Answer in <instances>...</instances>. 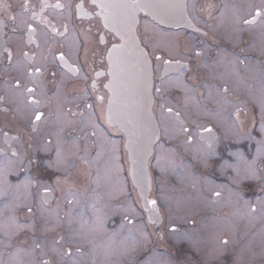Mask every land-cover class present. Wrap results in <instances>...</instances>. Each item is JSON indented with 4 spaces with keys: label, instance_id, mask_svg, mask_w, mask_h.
Masks as SVG:
<instances>
[{
    "label": "flooded vegetation",
    "instance_id": "flooded-vegetation-1",
    "mask_svg": "<svg viewBox=\"0 0 264 264\" xmlns=\"http://www.w3.org/2000/svg\"><path fill=\"white\" fill-rule=\"evenodd\" d=\"M109 12L102 0H0V164L15 169L7 173V180L13 187L23 185L27 178H32L30 192L37 197L34 204L26 208L20 206L16 210L18 225L23 226L25 219L20 212L39 214L40 211L58 210L65 215L67 213L65 217L70 219L73 212L84 210L81 206H72L71 198L67 199L66 196L68 190L78 191L70 184L75 177L72 172L75 174L76 170L72 164L76 166L82 158L86 165L84 194L93 184L89 183L87 165L98 160L100 134L118 141L122 172L136 207L137 191L129 176L128 153L120 132L108 125L106 116L110 95L106 88L107 53L112 45L120 42L118 36L105 25ZM187 15L188 27H167L153 21L166 33L181 32L177 42L179 53L172 55L165 47H155L149 41L145 21L151 17L140 13L137 33L152 58L154 68L153 110L160 126L162 110L175 117L181 125L182 132L177 134L180 139L175 150L181 156L182 165H192L194 159L198 165H204L214 159L211 163L212 170H215L212 177L219 179L222 176L224 183H228L235 178L236 172L228 164L237 162V158L230 157L229 153L220 155L222 152L219 149L217 156L207 157V161H204V157L196 159V155L189 156L193 150L187 147L197 142L214 147L215 143L210 144L202 138L204 133L201 131L211 126L219 138L223 137L226 130L213 115L220 113L223 107L226 109L227 102L236 105L232 109V116L238 124L237 144H233V138L227 136V139L223 137L225 141L228 140L227 149L220 145L217 148L230 153L232 149L234 152L244 150L241 153L244 161L254 162L258 172L261 170L260 176L245 178V182L248 178L256 180L246 183L249 186L245 194L252 198L259 196L263 193L260 183L264 187V160L256 157L255 152L262 143L259 127L263 123L264 107L259 97L262 99L263 94L255 84L254 75L245 67L250 59L264 65L262 38L257 30L264 22V0H253L252 3H248V0H187ZM250 35L258 38L257 42L255 39L251 41V44L256 43L255 48L249 47ZM232 36H239V41L235 42ZM157 41L159 38H156ZM166 61L177 63L174 68H165ZM225 62L232 64V68H227ZM228 75L229 78H226ZM175 78L180 79L181 86L170 85ZM190 97H194L195 104H190ZM201 109L204 110L202 114ZM249 111L256 115V126H259L248 137L254 144L251 152L242 147L245 140H240V136L247 133L238 118ZM37 114L41 116L39 120L36 119ZM70 121L75 122L69 125ZM63 126L65 128L62 129ZM161 136L159 142L164 143ZM77 146L79 151L72 156V148L76 149ZM226 163L230 174L224 173L226 168L223 165L226 166ZM66 164L71 166L63 169L62 166ZM150 168L153 173V160ZM221 169L224 174L219 172ZM69 170H72L71 173H67ZM201 175L209 177L210 173L202 172ZM154 178L156 180V176H152L150 197L156 198L160 204L156 209L158 215L153 218V214L150 215L153 210L150 209L148 213V204V212L143 204L142 209L145 210L148 230L151 233L160 231L164 239L169 221L161 214L163 205L158 194L154 195L158 188ZM47 181L49 185L52 183L50 187L48 184L45 185L47 187L38 185ZM240 181V190L244 194L245 184L243 179ZM46 190L51 192L47 193ZM218 193L221 195V192ZM44 195H51L47 203ZM151 224L154 226L151 227ZM171 227L179 228L178 225ZM23 229L12 236L4 251L13 253L25 248ZM148 246L152 249L151 244ZM67 251L70 256L71 248H67ZM58 255L53 253L45 258L40 255V258L45 264H56L52 260L53 257L57 259ZM251 258L246 255L243 264L249 263ZM227 259L235 264V253L232 251ZM1 260L4 261L3 258ZM37 264H40V259Z\"/></svg>",
    "mask_w": 264,
    "mask_h": 264
},
{
    "label": "rangeland",
    "instance_id": "rangeland-1",
    "mask_svg": "<svg viewBox=\"0 0 264 264\" xmlns=\"http://www.w3.org/2000/svg\"><path fill=\"white\" fill-rule=\"evenodd\" d=\"M252 1L248 0V3ZM153 21L152 19L145 21L149 41L155 47H165L172 55H177L179 53L178 36L181 32L166 33ZM257 30L261 35L264 50V22L257 27ZM156 38H159V41L156 42ZM232 39L238 42L239 36L237 38L232 36ZM254 39L257 42V37L249 36L250 48L257 47L256 43L251 44ZM249 61L245 70L254 75L259 92L264 94V65L259 64L258 60L251 61L250 59ZM224 64L227 68H232V64L227 65V62ZM226 78H229V75ZM171 83V86H181L178 78L173 79ZM246 87L245 85L244 88ZM189 100L190 104H195L194 97H190ZM259 101L264 107V101L260 97ZM227 104L226 109L223 107L220 113L213 116L226 130L223 137L225 139L227 136L231 137L233 144H237L238 124L232 116V109L236 105L229 102ZM162 111L160 123L163 132L160 124L159 126L160 136L163 133L161 138L165 141L164 143L159 142L156 146L153 172L158 186L157 193L154 195L158 194L163 205L161 214L163 217H168L169 221V228L166 229L164 239L160 231L151 233L148 230L147 217L144 208L142 209L138 192L136 207L133 204L124 172H122L123 165L119 160L118 141L107 138L106 134H100L99 155L96 157L98 160L95 159L87 165L89 183L93 184L84 194L82 191L86 187L84 186L86 165L83 164L82 158L76 166L72 164L76 170L75 174L72 172L75 177L70 184L78 191L68 190L66 196L67 199L71 198L72 206H81L84 210L73 212L70 219L65 217L67 213L65 215L58 210L40 211L39 214L20 212L19 214H22L25 219L23 226L18 225L15 219L16 210L20 206L26 208L37 200V197H33L30 192L32 178L24 181L27 183L26 190L21 192L23 185L13 187L7 180V173L15 169L7 164L4 167L0 164V200H3L0 202V234L2 235L0 236V257L4 259V261L0 259V264L4 262L6 264H37L39 259L40 264H45L40 255L45 258L53 253H59L57 259L53 257L52 260L56 261V264H233L227 259L232 251L235 253V264H243L246 255L252 258L249 263L245 262V264H264V195H262L264 187L260 183V191L263 193L254 198L245 194L248 192L249 185L247 184L256 182L255 179L249 178L245 182V178H256L261 175V170L258 172L254 162L244 161L241 154L243 149L237 152L232 149L230 153V151L217 148L220 145L227 149L228 140L225 141L221 136L212 148L201 142L190 144L187 149L193 152L189 156L196 155V159L204 157L203 160L207 161V157L217 156L219 149L222 152L220 155L226 156L229 153L230 157L238 160L228 164L236 169L235 178L229 180L228 183H224L222 176L214 179L212 177L214 174L211 175L215 173V170H212L213 164H211L214 159L208 160L204 165H198L195 159L192 165L191 163L182 165L181 156L179 157L175 150L180 139L177 134L182 132V127L175 117H170L166 111ZM203 112L204 110L201 109L200 114ZM238 118L241 119L242 126L245 127L244 132L247 133L240 136V140H245L242 147L245 151H249L251 147L254 148L252 139H248L251 137L250 132L259 127L256 126L257 117L249 111ZM262 120L263 123L259 127L262 143H259L260 146L255 156L264 160V116ZM74 122L70 121L69 125H73ZM121 141L123 143V140ZM72 147H74L73 143ZM78 147L72 148V156L78 153ZM80 156H82L81 152ZM162 156H165L166 160H162ZM240 163H242L241 167ZM68 166L71 165L66 164L62 168L65 169ZM223 166L226 172L223 169L219 172L230 174L227 171V163ZM81 170L84 177L82 181L78 174ZM202 172L210 173V176L203 177ZM219 172H217L218 175H220ZM241 179L246 188L244 194L240 190ZM218 180L220 182H217ZM131 183L134 187L132 180ZM47 184L49 185L48 181L40 182L38 185ZM41 186H39L40 189ZM134 189L137 191L135 187ZM218 192H221V195H217ZM39 200L38 196V202ZM159 206L156 203L155 206L149 204L148 210H153L151 214L146 206L145 208L150 215L153 214V218H156L158 215L156 209H159ZM5 208L9 210L4 211ZM172 225H178L179 228L172 229ZM153 226L151 224V227ZM21 228H24L25 248L7 253L4 249L8 246L12 236ZM225 239L227 242L223 241ZM149 244L159 246L160 251L150 249ZM67 248H71L70 256L67 255Z\"/></svg>",
    "mask_w": 264,
    "mask_h": 264
},
{
    "label": "water",
    "instance_id": "water-1",
    "mask_svg": "<svg viewBox=\"0 0 264 264\" xmlns=\"http://www.w3.org/2000/svg\"><path fill=\"white\" fill-rule=\"evenodd\" d=\"M102 3L110 10L105 25L120 40L107 53L106 88L110 93L107 121L125 135L131 178L147 207L154 201L150 197L149 161L158 141L159 126L153 110L152 61L137 33L139 16L144 12L162 26L188 27L187 0H102ZM212 139L216 135L209 133V141Z\"/></svg>",
    "mask_w": 264,
    "mask_h": 264
},
{
    "label": "bare ground",
    "instance_id": "bare-ground-1",
    "mask_svg": "<svg viewBox=\"0 0 264 264\" xmlns=\"http://www.w3.org/2000/svg\"><path fill=\"white\" fill-rule=\"evenodd\" d=\"M262 99H263V101H264V94L262 95ZM162 160H166V159H165V156H162ZM239 165H240V167H241L242 163H240ZM79 177H80L81 179L83 178V173H82V172H80ZM1 179H2V177H1ZM26 185H27V183H24V184H23V186L21 187V192H25V190H26Z\"/></svg>",
    "mask_w": 264,
    "mask_h": 264
},
{
    "label": "snow or ice",
    "instance_id": "snow-or-ice-1",
    "mask_svg": "<svg viewBox=\"0 0 264 264\" xmlns=\"http://www.w3.org/2000/svg\"><path fill=\"white\" fill-rule=\"evenodd\" d=\"M247 22H248V21H246V23H247ZM29 92H31V89H29ZM40 118H41L40 114H37V115H36V119L39 120ZM217 195H219V193H217ZM150 203L155 204L156 202H155V201H150Z\"/></svg>",
    "mask_w": 264,
    "mask_h": 264
}]
</instances>
